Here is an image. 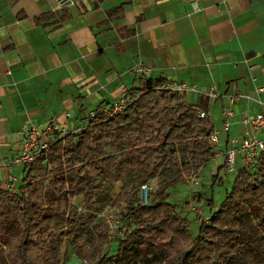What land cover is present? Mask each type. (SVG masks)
Here are the masks:
<instances>
[{
    "label": "trees",
    "instance_id": "trees-1",
    "mask_svg": "<svg viewBox=\"0 0 264 264\" xmlns=\"http://www.w3.org/2000/svg\"><path fill=\"white\" fill-rule=\"evenodd\" d=\"M165 82L140 77L139 86L125 91L130 103L122 112L110 116L100 106L81 131L66 135L25 165L18 190L0 183V246L6 249L7 264H64V236L84 264H264V153L254 167L238 170L211 215L214 222H201L196 236L186 217L168 202L175 181L197 175L212 158L208 137L214 127L207 98L189 103L184 94L161 89ZM199 111L205 116L199 117ZM118 142L124 144L119 153L105 149ZM167 164L180 174L148 191L143 203L140 186L161 179ZM69 170L72 174H65ZM125 172L129 178L112 200L106 181ZM79 196L86 214L67 207L69 197ZM106 203L117 207L120 221L128 225L123 237L110 233L105 222L92 224L98 206ZM256 206L260 216L247 226L245 218ZM216 222L237 228H221ZM91 226L93 244L86 240ZM114 240L116 253L110 255L107 248Z\"/></svg>",
    "mask_w": 264,
    "mask_h": 264
},
{
    "label": "crops",
    "instance_id": "crops-1",
    "mask_svg": "<svg viewBox=\"0 0 264 264\" xmlns=\"http://www.w3.org/2000/svg\"><path fill=\"white\" fill-rule=\"evenodd\" d=\"M138 62L152 78L214 86L221 97L210 102L219 108L213 127L228 148L242 135V114L256 107L236 101L223 133L221 110L231 105L225 95L254 96L264 86V0H71L63 7L0 0L1 186L23 182L25 165L13 163L23 128L52 118L84 126L97 108L140 85ZM184 96L189 103L199 97Z\"/></svg>",
    "mask_w": 264,
    "mask_h": 264
},
{
    "label": "built area",
    "instance_id": "built-area-1",
    "mask_svg": "<svg viewBox=\"0 0 264 264\" xmlns=\"http://www.w3.org/2000/svg\"><path fill=\"white\" fill-rule=\"evenodd\" d=\"M59 7L67 5L71 0H55ZM192 10L196 12L200 9L197 1H192ZM133 73L136 76L147 79L151 75L150 67L138 62L134 65ZM163 90L175 92L178 94L195 93L200 97L207 98L208 102L215 101L220 98V94L214 86H209L207 89L200 90L195 84L187 81H179L168 79L160 87ZM254 96L248 94H228L225 97L231 105H226L222 109V123L219 131L227 133L230 126V118L234 114L232 105L236 101L248 100L255 104V111L244 112L241 116L240 123L242 125V135L239 138L231 140V146L223 149L219 144V132L214 130L208 137L210 146L212 147L213 157H224V166L227 172H238L240 168L254 167L260 156L264 153V86L256 88ZM130 103L129 99L120 98L108 108L110 116L122 112ZM92 115V114H91ZM205 113L199 111V117H204ZM65 117L69 118L70 113L66 112ZM84 127L77 129H70L65 126H60L55 118L46 121L43 124L31 123L22 130V137L18 143L17 153L14 157L13 163L15 164H30L36 160L42 153L48 151L53 144L62 139L66 135L79 132ZM217 150V151H216ZM195 176V175H194ZM192 177L190 181L197 183ZM13 190V186H8ZM150 187L148 183H143L140 186V200L143 203L147 202V195ZM200 215V210H195ZM110 220L107 221L109 232L118 237H123L124 231L127 228L120 219L110 214ZM107 218V217H106ZM209 219L202 220L208 221Z\"/></svg>",
    "mask_w": 264,
    "mask_h": 264
},
{
    "label": "rangeland",
    "instance_id": "rangeland-1",
    "mask_svg": "<svg viewBox=\"0 0 264 264\" xmlns=\"http://www.w3.org/2000/svg\"><path fill=\"white\" fill-rule=\"evenodd\" d=\"M120 98H124V96ZM120 98H118L116 101H118ZM187 100L189 101V98H187ZM209 105L211 111L213 112V114H211L210 119L213 118L214 120L212 121L217 124L218 120L216 118L219 116L218 105L214 107L211 103H209ZM85 121L86 120L83 121L84 124H86ZM123 147L124 144L118 142L116 143V145H106L105 149L110 154H116L119 153L123 149ZM61 172L63 171L61 170ZM65 174H72V171H66ZM179 174L180 170L177 167L167 164L163 170V177L161 179L154 178L148 181L147 183L150 187V190H155L158 187L165 186L167 182L175 180ZM236 174V171L227 172L224 166L223 156H212L209 162L201 168L200 172L197 175L191 173L190 175L184 177L183 180L175 181V184L169 189L168 202L175 206V209L179 213V215H181L182 217H186L189 222V228L193 236H196L198 234L201 222L206 223L208 225L214 222L213 220H211V215L220 207L227 194V191L230 189L235 179ZM16 175L18 174L16 173ZM193 176V179L197 182L196 184L190 181ZM18 177L19 176H17L16 178ZM128 178L129 175L125 172L123 177L119 179L106 181V194L108 195V197L113 200L118 194L122 184ZM101 179L102 177H99V180ZM19 184L20 183H18V185ZM18 187L19 186H17V188L15 189L13 188L12 191L18 190ZM198 195L201 196V199L198 198ZM67 207L72 210L76 209L78 214L87 213V209L84 204V198L82 196L74 198L69 197ZM98 208L99 210L97 209L98 211H96V219L92 224L102 221L105 222L107 225L106 220H110V214H113L116 218L119 219L117 207L114 208L110 206L109 203H106L101 206H98ZM195 210H200V215L197 214ZM259 211L260 207L258 206L252 208V210L250 211V215L245 218V223L247 222V226H249L251 222L254 223L257 221L260 216ZM206 219L209 220L207 222L202 221ZM123 224L128 227L127 224ZM216 225L221 228H237V226L234 224L229 225L223 222H216ZM86 240L89 241V243H92L94 240V231L92 230V226L89 228L86 234ZM117 244L118 241L114 240L111 243L110 247L107 248V252L110 255L116 253ZM105 249L106 247L104 248V251ZM60 254L61 259L63 258L64 254L66 255V262H63L64 260H62L64 264H84V260L76 255L74 247L69 245V241L66 236L60 239ZM0 264H7L6 249L2 246H0Z\"/></svg>",
    "mask_w": 264,
    "mask_h": 264
}]
</instances>
